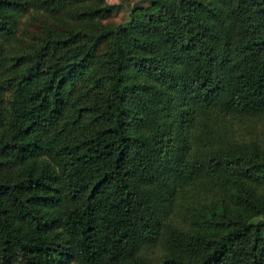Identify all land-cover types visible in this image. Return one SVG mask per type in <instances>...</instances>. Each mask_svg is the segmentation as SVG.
Here are the masks:
<instances>
[{"label":"trees","instance_id":"obj_1","mask_svg":"<svg viewBox=\"0 0 264 264\" xmlns=\"http://www.w3.org/2000/svg\"><path fill=\"white\" fill-rule=\"evenodd\" d=\"M119 6L0 0V264H264V0Z\"/></svg>","mask_w":264,"mask_h":264},{"label":"rangeland","instance_id":"obj_2","mask_svg":"<svg viewBox=\"0 0 264 264\" xmlns=\"http://www.w3.org/2000/svg\"><path fill=\"white\" fill-rule=\"evenodd\" d=\"M108 2H111L114 4L116 3L120 4V6L116 8L115 12H113L112 20L117 21V22L118 21L123 22L128 18L131 7L135 6L138 3L146 4L149 2V0H108ZM26 25L28 27L27 29H26ZM26 25L24 27V22L22 21L20 26L17 28L16 34L7 42V44L6 43L3 44V46H5V52H3L4 56H7V57L12 56L13 54L19 52V50L22 47H26V45L33 40L32 36L35 33L34 32L35 26L34 25L29 26L28 24ZM2 41L3 40L0 37V48L2 47V44H1ZM2 84L3 83L1 80V76H0V96H1L0 108H4L5 100L9 96V92H10L9 89L7 87H3ZM0 124H1V120H0ZM243 124L241 123L240 125L238 124V126L240 127L239 130H242L241 126H243ZM240 132L242 133L243 131H240ZM144 254L148 255L149 257L151 256L161 257L163 252H162L161 246L157 245L153 248L146 249L144 251Z\"/></svg>","mask_w":264,"mask_h":264}]
</instances>
